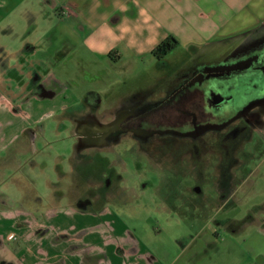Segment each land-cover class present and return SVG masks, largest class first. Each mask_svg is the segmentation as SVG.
I'll list each match as a JSON object with an SVG mask.
<instances>
[{"label": "crops", "instance_id": "1", "mask_svg": "<svg viewBox=\"0 0 264 264\" xmlns=\"http://www.w3.org/2000/svg\"><path fill=\"white\" fill-rule=\"evenodd\" d=\"M263 20L264 0H0V263L162 264L76 169L130 89L81 91L78 73H126L170 34L205 44ZM55 141L67 171L47 168Z\"/></svg>", "mask_w": 264, "mask_h": 264}, {"label": "flooded vegetation", "instance_id": "2", "mask_svg": "<svg viewBox=\"0 0 264 264\" xmlns=\"http://www.w3.org/2000/svg\"><path fill=\"white\" fill-rule=\"evenodd\" d=\"M185 47L186 63L162 77L166 93L154 101L146 92L123 94L119 108L100 115L108 114V118L103 124L98 122L93 155L103 153L109 165L93 187L98 203L113 198L115 192H125L117 186L122 179L119 170L134 169L142 161L153 168L165 162L167 154L171 163H164L165 169L175 172L177 157L185 155L188 176L200 177L208 171L209 184L218 195L207 208H219L214 203L228 202L245 183L251 185L248 175L254 170L252 163L264 161V20L219 41ZM96 107L92 115H96ZM195 157L202 160V168L193 163ZM188 188L200 189L198 183L183 189ZM86 199L83 196L81 200ZM185 206L194 208L189 202ZM201 211L208 215L207 210ZM207 218L222 223L228 231H237L241 224L236 220L234 227L233 218ZM254 220L251 213L243 223ZM211 234L219 237L217 229ZM247 264H264V252L252 254Z\"/></svg>", "mask_w": 264, "mask_h": 264}, {"label": "rangeland", "instance_id": "3", "mask_svg": "<svg viewBox=\"0 0 264 264\" xmlns=\"http://www.w3.org/2000/svg\"><path fill=\"white\" fill-rule=\"evenodd\" d=\"M211 42L213 41L208 43ZM186 53V47L180 43L160 60L145 56L126 73L99 62L95 66L93 64L90 66L92 69L98 68V73L92 74V78L87 79L88 75L80 71L76 83L81 91L92 88L118 91L123 84L130 89L129 94L139 88L146 92L150 101H154L166 93L167 89L162 77L186 63ZM101 97L104 103L105 95ZM95 99L99 100L100 96ZM59 141L49 146L51 156L46 162L47 168L51 171H55V166L59 167V165L65 171L70 168L69 162L65 159L59 160L58 165L54 162L53 151ZM69 149L67 147L65 151ZM117 149L122 151L121 147ZM169 157L170 155L167 154L165 162L157 163L153 168L142 161L136 163L134 169L119 170L122 179L117 186L123 187L125 192H115L116 196H119L111 197L108 206L127 225L128 233L140 237L148 249L159 257L162 264H174L173 262L175 264H247L252 254L258 251L264 252V161L252 163L254 170L248 175V182L251 185L245 183L228 202H221L220 205L213 202L214 205L220 206L214 209L210 205L208 208L206 206L218 195L209 184L208 171L204 176H188L186 161L183 159L186 156L183 155V158L177 157V169L173 172L169 168L165 169L163 165L164 163L165 166L170 165ZM90 158L92 161L89 165L84 160L76 169L84 171L92 180L99 179L108 169L109 160L103 157V153L98 156L92 155ZM111 158L112 155L109 154L108 159ZM164 158L162 154L161 159ZM199 158L195 157L193 163L198 162L196 166L202 168V160ZM233 164L232 160L229 165L230 170L233 169ZM123 166L120 164L121 168ZM192 173L196 174V171ZM214 179L215 177L211 176V180ZM215 180L217 181V178ZM196 183L200 187L199 190L183 189ZM112 184L115 186V180ZM187 202L194 208H187L185 206ZM201 209L207 210L208 215L202 214ZM251 213L255 220L243 223L246 216ZM209 215L221 221L233 218L234 227L237 221L241 224L237 231H228L224 229L222 223L216 224L207 218ZM212 228L217 229L218 238L212 236Z\"/></svg>", "mask_w": 264, "mask_h": 264}, {"label": "trees", "instance_id": "4", "mask_svg": "<svg viewBox=\"0 0 264 264\" xmlns=\"http://www.w3.org/2000/svg\"><path fill=\"white\" fill-rule=\"evenodd\" d=\"M180 41L172 34L161 40L151 51V54L158 60L162 59L171 50L176 48Z\"/></svg>", "mask_w": 264, "mask_h": 264}]
</instances>
